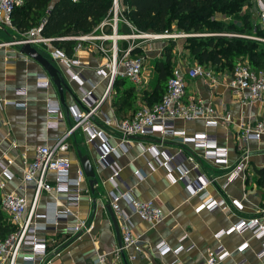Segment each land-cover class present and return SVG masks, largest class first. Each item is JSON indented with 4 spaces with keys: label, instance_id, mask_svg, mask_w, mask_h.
Instances as JSON below:
<instances>
[{
    "label": "crops",
    "instance_id": "1",
    "mask_svg": "<svg viewBox=\"0 0 264 264\" xmlns=\"http://www.w3.org/2000/svg\"><path fill=\"white\" fill-rule=\"evenodd\" d=\"M53 2L54 0L51 5ZM259 4L264 5V0H252L250 9L252 19L257 23ZM18 39L12 28L3 27L0 24V97L4 100L0 105V161L13 175L6 181V190L25 194L30 199L33 186L31 183H22L21 162L24 158L32 159L37 145L50 143L65 134L72 120L68 107L78 104L84 92L88 90L91 91L93 100L100 99L108 85V79L96 72L105 57L96 48L101 42L99 40L94 41L93 48L92 43L85 42L82 48L70 57L78 59L80 63L73 69L80 72L82 83L72 80L65 73L67 67L65 64L52 59L50 56L54 47L52 44H50L52 47H39L40 44H33L62 72L66 83L76 96L78 101L64 91L68 109L66 110L59 100L58 92L51 79L47 88L37 86V74L45 71L35 60L20 52ZM102 44L106 50H110V40H105ZM120 44L122 46V43ZM152 44L148 42L141 44L145 64H150L148 69L146 65L144 67L142 88H136V99L133 105L137 109L149 107L143 92L151 91L152 84L147 83L150 76L149 68L157 59V55L153 52L159 49V44ZM178 44L177 48L179 46L181 50L182 45L180 42ZM151 69L152 75L155 74L153 65ZM227 74L228 72L226 75L218 76L219 80L215 86H210L202 78L188 79L186 92L187 95L202 98L220 115H230L232 121H222L215 128H205L200 119L176 120L175 128L184 130L189 135L206 133L209 138L215 140L217 146L226 149L229 166L244 157L247 160L245 171L230 183H227L229 166L214 164L210 159L204 158L203 149L195 148L192 144L183 145L172 135L131 136L124 141L125 150L120 148L118 144L121 138L116 128L103 124L106 116L117 117L116 109L113 107V97L110 100L105 99L93 115L91 123L94 127L103 129L107 142L116 147V152H112L110 157L121 167L118 178L119 189L131 188L130 190L138 199L152 200L164 214L159 223L150 226L146 221L141 220L125 202H121L120 205L129 218L133 233L141 241L142 253H134L133 248L129 247L122 252L117 264H205L208 249L219 246L229 255L216 264H264V258L256 257V253L261 248V240L253 238L250 231L246 230L242 233L235 231L224 234L219 239L214 237L215 232L230 228L239 219H250L264 196V189L258 187L254 181V170L264 166V134L259 140L249 141L242 147L237 132L239 121H245V118L250 117L251 122L264 120V100L251 104L242 103L243 97H246L248 93L234 94L226 85ZM20 90L24 93H20ZM112 94V96L116 94L115 89H112ZM48 100L57 101L59 104L55 119H49ZM16 103H25V106L18 107ZM68 142V150L61 155L71 162L70 175L74 177L76 170L82 169L78 157L80 152L87 155L94 165L98 183L94 185L92 191L88 178L85 176L81 183L83 189L81 201L75 210L79 219L90 224V229L75 236H67L62 235L63 227L59 226L55 232L57 243L60 245L51 255V264H96L94 260L97 254H105L107 261H111L113 247L116 245L119 247V245L106 207H111L110 194L115 189L107 180L112 173L111 169L96 161L104 142L99 138L89 142L83 128H77L70 134ZM147 146H154L159 153L154 156L143 150L142 147ZM191 154L193 160L187 158ZM164 155L172 157L168 166L161 165L165 159ZM183 168L188 170L186 178L190 183L199 186L204 180L207 182L205 188L193 194L184 182L170 183L168 175L177 179L184 174ZM136 170L144 175L143 179H139L134 174ZM48 178L52 180L53 176L50 174ZM204 191L206 195L213 198L225 200L227 203H230V200H236L237 203L229 210L218 208L213 211L202 209L196 212L195 209L202 202L199 195ZM50 202L51 196L44 193L40 201V211ZM59 209L63 208L59 207ZM68 220L73 222L75 217L70 216ZM117 224L121 236V220L117 219ZM39 234L48 238L55 235L53 230L41 231ZM160 241L166 242L170 247V251L164 255L158 254L154 248ZM244 244L246 246L243 247ZM189 246L193 248L187 250ZM180 248L182 249L176 252Z\"/></svg>",
    "mask_w": 264,
    "mask_h": 264
},
{
    "label": "built area",
    "instance_id": "2",
    "mask_svg": "<svg viewBox=\"0 0 264 264\" xmlns=\"http://www.w3.org/2000/svg\"><path fill=\"white\" fill-rule=\"evenodd\" d=\"M23 3V0H0V24L3 27L13 29L11 24V13L14 7ZM119 0H112V5L109 10V17L104 18L95 29L88 34H79L75 36H67L62 38H44L40 35L43 20L37 27L32 28L24 34L22 42L29 41L32 44L42 43L44 46H50L53 40L60 39H76L78 44L74 47V54L82 48L83 42L92 43V48L95 40L101 41L96 48L104 55V61L96 70L97 74L108 79V85L98 100H93L91 91H85L83 96L78 101V104L68 107L69 116L71 117L70 128L62 136L55 138L50 143L37 145L34 148L32 159L24 158L20 165L21 181L23 184L31 183L33 186V194L29 199L25 194L8 191L7 180H10L13 175L1 161L0 179V210L7 216L9 222L14 226V229L4 238L0 239V264H51V255L55 252L60 243H57L56 229L62 226V235L75 236L82 231H88L90 224L79 219L76 214V209L82 197L81 183L85 179L84 171L81 168L76 170V175H70L71 162L68 158L61 154L68 150V137L77 128H83L88 136V141L92 142L95 138L101 139L104 144L100 147L97 163L107 165L112 173L108 177V182L112 185L115 191L110 194V206L115 217L121 220V246H114L111 252V261H107L105 254H97L94 263L96 264H117L122 252L132 247L134 253H142V245L139 237L132 231L129 218L121 207V202H125L141 220L146 221L150 226H154L163 219L162 210L157 207L152 200H140L130 190L119 189V173L121 167L119 164L111 160V153L116 152V147L111 146L107 142V136L103 129L94 127L91 123L93 115L98 110L100 104L105 100H110L112 94V84L117 76L125 77L135 84L138 88H142L144 83V55L131 56V51L136 48H143L141 44L147 40H157L168 36L169 33H145L134 32L131 25L125 23L131 28V34H119L118 22L119 14L121 13ZM258 24L264 30V5L259 4L258 8ZM106 27L110 28L111 32L104 31ZM97 32V33H96ZM99 32V33H98ZM97 34V35H96ZM169 36L173 38L186 37L184 33H172ZM134 37L139 39L133 42ZM110 40V50H106L103 41ZM121 41H126V47L121 46ZM120 42V43H119ZM20 44L21 42H17ZM91 48V47H89ZM108 51V52H107ZM107 53V54H106ZM52 59L65 64V73L77 82L82 83L80 72L74 71L73 67L80 63L78 59L68 57L63 50L53 47L51 52ZM227 72H216L210 67L194 63L183 70L180 67L174 68L171 77L168 79L167 88L158 103L150 107H142L137 110L132 119H118L115 116H106L103 120L105 126H114L118 135L121 138L118 146L125 150L124 141L131 136H151L154 134L172 135L176 137L181 144H192L195 148L203 149V156L210 159L217 165L229 166L226 149L216 145L214 139L207 136L206 133L187 134L184 130L175 128L176 120L192 121L202 120L205 128H215L222 121H232L230 115H220V113L210 104H206L202 98L193 95H187V80L202 78L204 82L210 86H215L218 82V76L226 75ZM226 78L227 87L234 94L247 92L248 95L243 97L242 103L251 104L255 101L264 100V73L256 72L247 63L238 61L233 69L228 72ZM37 86L39 88H47L50 85V78L45 72L37 74ZM20 93H24L20 90ZM4 100L0 97V105ZM18 107H24L25 103H16ZM58 102L48 100L47 110L49 119H55V113L58 110ZM82 106V107H81ZM83 108V109H82ZM238 140L242 147L247 142L259 140L264 134V120L250 121L245 118V121L238 123ZM143 150L152 153L156 156L159 152L154 146L142 147ZM182 151V150H181ZM165 159L161 165L168 166L172 157L164 155ZM189 160H193V155H188ZM227 183L232 182L237 176L243 174L247 167V160L242 157L235 164L229 166ZM196 170V166L194 167ZM185 171L182 176L177 179L168 175L170 183L184 182L190 188L193 194H197L207 182L204 180L199 186L190 183ZM52 175V180L48 175ZM134 174L143 179L144 175L136 170ZM51 196V202L45 206V209L40 211V201L43 194ZM201 204L195 209L199 212L202 209L213 211L218 208L229 210L232 205L237 203L236 200H230L227 203L225 200L216 199L206 195V192L200 193ZM48 203V202H47ZM62 207L63 209H59ZM74 216L75 220L69 221L68 218ZM53 230L52 237L48 238L41 236L39 232H48ZM250 231L253 238L261 240V248L256 253L258 259L264 258V196L261 198L260 204L256 207L255 214L248 220L239 219L237 222L226 230L215 232L214 237L219 239L224 234L232 232L242 233ZM246 244L243 245V247ZM155 250L158 254L164 255L170 251V247L164 241L155 244ZM193 246L187 247V250ZM182 248L177 249L179 252ZM229 255L222 247L210 248L207 251V259L205 264H216ZM134 258V256H131Z\"/></svg>",
    "mask_w": 264,
    "mask_h": 264
},
{
    "label": "trees",
    "instance_id": "3",
    "mask_svg": "<svg viewBox=\"0 0 264 264\" xmlns=\"http://www.w3.org/2000/svg\"><path fill=\"white\" fill-rule=\"evenodd\" d=\"M23 0L14 7L11 13V24L18 38L45 20L40 35L44 38H62L79 34H88L101 21L109 17L112 0ZM118 33H184L187 34L182 48L192 60L207 65L216 72H230L240 61L247 63L256 72L264 73V45L238 36L224 35L227 32L245 33L254 29L255 33L264 36V30L251 13L244 10L252 7V0H119ZM223 14L224 19L216 17ZM125 20V21H124ZM9 28V27H8ZM110 33V28L105 30ZM193 33H206L195 36ZM192 36H189L191 35ZM52 45L71 57L76 39L53 40ZM85 42H83L84 44ZM126 41L122 42V47ZM177 46L175 39H170L164 49L163 58L153 63L155 79L150 92H143L148 106L161 100L172 75L170 64L172 50ZM131 56H142V48L136 47ZM244 55L243 58L240 57ZM247 58V60H245ZM136 88L130 80L117 76L112 84L116 94L113 96V107L118 119H132L137 112L133 101L136 99ZM254 181L264 189V166L255 169ZM14 226L8 216L0 210V239L6 237Z\"/></svg>",
    "mask_w": 264,
    "mask_h": 264
},
{
    "label": "water",
    "instance_id": "4",
    "mask_svg": "<svg viewBox=\"0 0 264 264\" xmlns=\"http://www.w3.org/2000/svg\"><path fill=\"white\" fill-rule=\"evenodd\" d=\"M17 41L21 42L20 43V52L22 54L32 58L33 60H35L43 68V70L47 73V75L50 77V79L52 80L53 84L56 87V90H57L58 95H59V100H60L62 106L64 108H66V110H68L66 107V103H65L64 91H67L69 94H71V96L73 98H75V100H77V98H76V96H74L72 90L70 89V87L66 83L62 72H60V70L48 58H46V56L41 54L33 46V44L31 42H29V41L22 42L23 41L22 38H19ZM78 157H79L82 169L84 171V175L86 176V178H88L89 186L92 188V191H93L94 185H97V183H98L97 178H96L95 167L87 155H84V154H81L80 152H78ZM106 209L108 210L109 215L112 219V222H113V225H114V228L116 231L118 245L121 246L122 240H121V236L119 233L117 219H116L114 212L112 211L111 207L107 206Z\"/></svg>",
    "mask_w": 264,
    "mask_h": 264
},
{
    "label": "rangeland",
    "instance_id": "5",
    "mask_svg": "<svg viewBox=\"0 0 264 264\" xmlns=\"http://www.w3.org/2000/svg\"><path fill=\"white\" fill-rule=\"evenodd\" d=\"M250 9H251L250 7H245L244 10L250 12ZM216 17L219 18V19H221V18L224 19L225 18V16L223 14H220V13H217ZM103 20L101 22H103ZM169 34H172V33H169ZM169 34H168V36L163 37V38H160V39H157V40H152V39L151 40H147L148 43L159 44V49L157 51L153 52V53H155L157 55V59L163 58L164 49H166V47L168 46L170 39H175L177 45H179L178 44L179 42H180L181 45H183V42L185 40V37L173 38V37L169 36ZM193 35H195V36H202V35H206V33H193ZM224 35L238 36V37H242V38H245V39H250V40L256 41V42L261 43L262 45H264V36H261V35L256 34L255 31H254V29L251 30V31H246L245 33H242V34L236 33V32L233 31V32L224 33ZM189 36H192V34L189 35ZM138 40L139 39H137L136 37H134L133 42H137ZM122 42L123 41H121V43ZM38 44H40L39 47H44V45L42 43H38ZM243 56L244 55H241L240 57L243 58ZM157 59H155V60H157ZM245 60H247V58H245ZM192 62L193 63H196L194 60H192L190 58V56L188 55V52L183 50V48L180 50L179 46H178V48L176 46L172 50L170 64H171V68L173 70H174V68H177V67H180V68L184 67V69H185V68H187V66L189 67V66H191V64L193 65ZM149 64L150 63H147V64L144 63V67L146 65V68L148 69ZM152 65H151V68H152ZM206 67H207V65H206ZM151 68H149L150 76L148 78L149 81L147 82L148 85L149 84H153L154 79H155V74L153 73V75H152V69Z\"/></svg>",
    "mask_w": 264,
    "mask_h": 264
}]
</instances>
